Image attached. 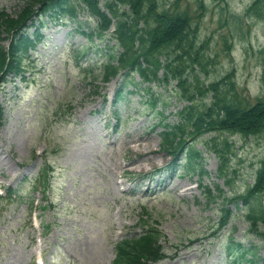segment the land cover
Here are the masks:
<instances>
[{
    "label": "rangeland",
    "instance_id": "rangeland-1",
    "mask_svg": "<svg viewBox=\"0 0 264 264\" xmlns=\"http://www.w3.org/2000/svg\"><path fill=\"white\" fill-rule=\"evenodd\" d=\"M26 1L0 0V11L16 15ZM95 1L106 11L111 0ZM157 1L170 7L175 0ZM254 1L181 0L179 5L198 24L200 44L207 42L201 52L205 69L189 67V81L198 77L210 84L233 72L240 98L251 105L264 100V10L261 17L246 13ZM67 5L75 16L67 9L59 17L43 16L44 39L24 62L27 81L10 76L0 87V191L15 192L13 201L0 200V264H37L41 256L43 264H113L116 244L141 232L145 212L167 238L163 244L170 258L157 264H249L230 257L229 242L254 246L245 259L264 264V242L249 233L244 205L242 210L231 205L236 216L215 234L223 204L205 197V188L216 194L218 186L231 198L254 183L264 134L213 132L194 142L190 136L188 146L201 154L197 166L189 169L183 156L179 165L168 167L162 132L180 122V111L189 104L177 82L150 84L139 73L103 81L102 67L117 44L116 25L103 39H90L99 17L85 0ZM128 10L122 6L120 14ZM213 137L232 143L227 177L219 175V160L206 146ZM45 161L53 171L48 198L33 186ZM150 172L157 174L141 178Z\"/></svg>",
    "mask_w": 264,
    "mask_h": 264
},
{
    "label": "trees",
    "instance_id": "trees-1",
    "mask_svg": "<svg viewBox=\"0 0 264 264\" xmlns=\"http://www.w3.org/2000/svg\"><path fill=\"white\" fill-rule=\"evenodd\" d=\"M85 1L100 19L97 31L89 34L84 32L90 39L95 36L103 39L105 31L113 23L116 25L114 39L117 44L111 48L108 62L102 67L103 81L110 82L121 73L125 77L139 73L143 82L150 84L157 81L170 84L176 81L181 90V98L189 103L180 111V122L175 126L165 125L162 132L161 149L172 157L173 167L183 156L187 157L189 169L197 166L195 159L199 160L201 154L193 148V144L188 146L190 136L194 142L213 132L244 138L264 134V100L259 98L253 105L242 100L231 81L233 72L210 84H203L198 77L189 81V75L185 74L189 67L199 65L205 69L201 52L207 48V42L200 44L198 24L194 23L188 11L180 9L181 0H175L170 7L166 3L160 5L157 0H111L106 3L108 11L101 10L95 0ZM67 2L27 0L16 15L6 10L0 11V87L9 81L10 76L27 81L28 69L24 62L31 59V52L44 39L41 32L43 16L50 14L59 17L66 9L75 16L72 6H68ZM122 6H128L129 10L120 14ZM263 10L264 0H255L246 13L261 17ZM32 27H35L33 34H27ZM5 41H9L8 46L4 44ZM117 46L120 49L115 53ZM227 50L230 53L231 46ZM209 97L211 100L205 102ZM199 99L205 100L201 107L196 104ZM150 102L157 105V101L151 99ZM2 117L0 106V123ZM206 146L219 160V175L227 177L232 155L230 139L213 137ZM51 170L52 166L46 163L37 181L45 192L52 188ZM200 172L203 173V170ZM215 189L216 194L212 189L205 188L208 203L220 200L223 204L218 230L214 233L218 234L236 216L231 205L237 210H242L241 205H244L242 216L249 225V233L264 242V201L261 199L264 194V158L256 171L254 183L244 193L229 198L223 189L218 186ZM11 193L9 189V195L6 198L0 197V200L11 199ZM151 218V214L145 212L140 219L141 232L133 237H125L118 243L114 264H157L170 258L163 244L167 238L156 226V222L150 221ZM253 249L254 246L244 248L241 242H229L226 247L230 257L248 261L249 264H255L254 258L245 259L248 254L254 253Z\"/></svg>",
    "mask_w": 264,
    "mask_h": 264
}]
</instances>
